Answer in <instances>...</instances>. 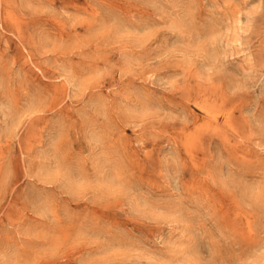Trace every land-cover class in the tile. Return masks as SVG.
<instances>
[{
    "label": "rangeland",
    "instance_id": "rangeland-1",
    "mask_svg": "<svg viewBox=\"0 0 264 264\" xmlns=\"http://www.w3.org/2000/svg\"><path fill=\"white\" fill-rule=\"evenodd\" d=\"M0 264H264V0H0Z\"/></svg>",
    "mask_w": 264,
    "mask_h": 264
},
{
    "label": "bare ground",
    "instance_id": "bare-ground-1",
    "mask_svg": "<svg viewBox=\"0 0 264 264\" xmlns=\"http://www.w3.org/2000/svg\"><path fill=\"white\" fill-rule=\"evenodd\" d=\"M3 2V1H2ZM10 18V17H9ZM43 58V57H42ZM219 87V86H218ZM207 98V97H206ZM205 98V99H206ZM208 99V98H207ZM212 100V99H211ZM221 104L222 100L220 101ZM203 110L206 114V116L209 119V124L210 123H216L218 124L220 121H222L224 127L231 131L232 133H237V128L235 127L234 121H233V116H234V111L231 108H226L224 106H218V107H203ZM139 118V117H138ZM170 119V118H169ZM207 125V124H206ZM125 129V128H124ZM196 136L188 135L187 140H186V147L188 150L193 148V145L196 141ZM14 163V162H13ZM17 163V162H16ZM15 172V171H14ZM16 174V173H14ZM22 174V173H21ZM12 198V197H11ZM115 203V202H114ZM118 203V202H117ZM116 203V204H117ZM105 205V204H104ZM11 206V205H10ZM17 210V209H16ZM112 211V210H111ZM18 213V212H17ZM16 213V214H17ZM235 228V227H234ZM245 244V243H244ZM67 263V261H65ZM63 262V263H65Z\"/></svg>",
    "mask_w": 264,
    "mask_h": 264
}]
</instances>
